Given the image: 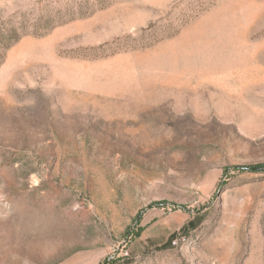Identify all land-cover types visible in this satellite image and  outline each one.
<instances>
[{
  "label": "rangeland",
  "instance_id": "obj_1",
  "mask_svg": "<svg viewBox=\"0 0 264 264\" xmlns=\"http://www.w3.org/2000/svg\"><path fill=\"white\" fill-rule=\"evenodd\" d=\"M0 264H264V0H0Z\"/></svg>",
  "mask_w": 264,
  "mask_h": 264
}]
</instances>
